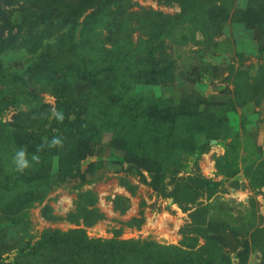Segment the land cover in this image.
Masks as SVG:
<instances>
[{
  "label": "rangeland",
  "instance_id": "obj_1",
  "mask_svg": "<svg viewBox=\"0 0 264 264\" xmlns=\"http://www.w3.org/2000/svg\"><path fill=\"white\" fill-rule=\"evenodd\" d=\"M63 1L0 0V264H264V0Z\"/></svg>",
  "mask_w": 264,
  "mask_h": 264
},
{
  "label": "trees",
  "instance_id": "obj_2",
  "mask_svg": "<svg viewBox=\"0 0 264 264\" xmlns=\"http://www.w3.org/2000/svg\"><path fill=\"white\" fill-rule=\"evenodd\" d=\"M111 2H112L111 0H108L106 3H104L102 5V8H104L105 6L109 5ZM113 2H117L118 3V2H120V0H114ZM54 5L59 7V12H58L59 15H62L61 13H64V16H68L70 13L75 15V13H73L74 11H72V10L70 11V9L68 8L69 7L68 4L65 3L63 0H56L55 3H52V6H54ZM53 11H57V10L55 9ZM96 14L97 13L95 12V16H96ZM91 23L93 24L94 20H92ZM82 29H83L82 34L79 33V35L82 36L81 40H85L86 37H87V33H89V31L91 29L89 27H84V25H82ZM84 45H86L85 46L86 48L92 49V44L91 43H85Z\"/></svg>",
  "mask_w": 264,
  "mask_h": 264
},
{
  "label": "clouds",
  "instance_id": "obj_3",
  "mask_svg": "<svg viewBox=\"0 0 264 264\" xmlns=\"http://www.w3.org/2000/svg\"><path fill=\"white\" fill-rule=\"evenodd\" d=\"M57 115V117L59 118V119H63V117H62V115L61 114H59V113H57L56 114ZM54 145L55 144H58L59 143V140H53V142H52ZM39 150V149H38ZM33 160H38V157L37 156H33ZM16 162H17V164H18V167L19 168H24V167H27L28 166V163H27V161H26V159H25V152L22 150V151H19L17 154H16Z\"/></svg>",
  "mask_w": 264,
  "mask_h": 264
}]
</instances>
